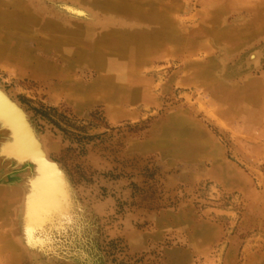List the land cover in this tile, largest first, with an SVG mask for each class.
Listing matches in <instances>:
<instances>
[{
    "label": "rangeland",
    "instance_id": "374dc122",
    "mask_svg": "<svg viewBox=\"0 0 264 264\" xmlns=\"http://www.w3.org/2000/svg\"><path fill=\"white\" fill-rule=\"evenodd\" d=\"M111 1L170 28L106 71L9 35L0 84L85 215L57 253L27 251L9 189L35 164L1 159L0 264H264V0Z\"/></svg>",
    "mask_w": 264,
    "mask_h": 264
},
{
    "label": "bare ground",
    "instance_id": "6f19581e",
    "mask_svg": "<svg viewBox=\"0 0 264 264\" xmlns=\"http://www.w3.org/2000/svg\"><path fill=\"white\" fill-rule=\"evenodd\" d=\"M98 10L104 12L102 17ZM121 15L131 19L123 20ZM81 21L87 23L88 29L79 27ZM169 28L167 15L151 8L142 10L129 1L83 0L67 5L63 0H0V31L7 33L0 34V57L8 53L11 35L37 34L55 56L83 57L106 71L118 59L151 50L158 43L157 36ZM18 50L24 55V49ZM103 78L104 83L112 84L108 75ZM17 103L0 84V160L11 156L21 159L29 154L37 161L33 175L22 187L9 189L10 194L21 199L15 210L19 244L33 253H57L65 243L80 236L85 210L75 203L60 166L47 158V140L34 132L26 112ZM187 128L186 131L190 127ZM191 135L189 132L187 138L193 141Z\"/></svg>",
    "mask_w": 264,
    "mask_h": 264
},
{
    "label": "water",
    "instance_id": "95a60500",
    "mask_svg": "<svg viewBox=\"0 0 264 264\" xmlns=\"http://www.w3.org/2000/svg\"><path fill=\"white\" fill-rule=\"evenodd\" d=\"M17 103V102H16ZM18 104V103H17ZM19 105V104H18ZM19 107L21 108V106L19 105ZM22 109V108H21ZM34 132H35V130H34ZM36 133V132H35ZM37 134V133H36ZM30 155L29 154H27V156H25V157H23V158H21V159H18V158H16V157H10V158H12V159H14L15 161H17V162H23V161H31V162H33L35 165V167H34V170L37 168V161L36 160H33L32 158H30L29 157ZM47 156V155H46ZM48 158V157H47ZM49 159V158H48ZM49 160H51V159H49ZM51 162H53L54 164H55V162L54 161H52L51 160ZM35 175H36V173H35ZM29 179V178H28Z\"/></svg>",
    "mask_w": 264,
    "mask_h": 264
}]
</instances>
